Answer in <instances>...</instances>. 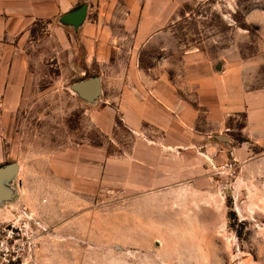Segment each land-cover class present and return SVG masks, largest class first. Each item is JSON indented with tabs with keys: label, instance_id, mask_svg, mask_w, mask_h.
Returning <instances> with one entry per match:
<instances>
[{
	"label": "rangeland",
	"instance_id": "1",
	"mask_svg": "<svg viewBox=\"0 0 264 264\" xmlns=\"http://www.w3.org/2000/svg\"><path fill=\"white\" fill-rule=\"evenodd\" d=\"M37 26L32 36L40 44L31 50L22 104L10 132L0 134V167L20 165L26 188L0 205V223L21 205L46 228L23 264H264V147L252 141L248 154L238 160L231 154L244 140V113L217 135L230 142L218 143L203 177L166 191L133 192L114 172L103 175L101 164L104 153L125 152L134 136L120 119L96 116L100 106L70 90L83 79L113 78L114 64L69 70L49 54L47 32ZM170 29L169 39L140 54L141 76H160L165 68L174 80L184 73L182 62L187 71L220 62L247 95L264 94V0H187ZM187 92L193 96V87ZM232 159L233 176L212 181L214 168Z\"/></svg>",
	"mask_w": 264,
	"mask_h": 264
},
{
	"label": "crops",
	"instance_id": "2",
	"mask_svg": "<svg viewBox=\"0 0 264 264\" xmlns=\"http://www.w3.org/2000/svg\"><path fill=\"white\" fill-rule=\"evenodd\" d=\"M186 2L0 0V134L10 132L22 104L31 50L40 44L32 35L41 24L47 32L44 42L49 54L65 62L67 69L114 64L115 76L100 78L101 95L90 105L100 106L94 111L98 117L120 119L134 136L125 152L104 153L101 164L103 175L114 172L116 181L126 180L133 192L166 191L203 177L207 159L219 148L217 135L228 131L230 118L238 114L244 113V140L231 154L236 160L248 154L252 141L263 148L264 94L247 95L243 82L233 81L225 64L218 73L213 65L199 63L187 71V63L182 62L184 73L174 80L165 68L160 76H141L140 54L170 38L175 10ZM82 6L85 18L77 28L61 23L62 17ZM168 48L169 44H163L161 49ZM200 66H205L201 72ZM188 86L193 87V96ZM20 169L18 165L12 201L26 192L24 179H18Z\"/></svg>",
	"mask_w": 264,
	"mask_h": 264
},
{
	"label": "built area",
	"instance_id": "3",
	"mask_svg": "<svg viewBox=\"0 0 264 264\" xmlns=\"http://www.w3.org/2000/svg\"><path fill=\"white\" fill-rule=\"evenodd\" d=\"M236 166V160L232 159L214 168L211 180L215 181L213 177L218 175L232 177ZM11 210L14 211L12 218L0 223V264H23L31 261L38 251L46 228L21 205L12 207Z\"/></svg>",
	"mask_w": 264,
	"mask_h": 264
},
{
	"label": "water",
	"instance_id": "4",
	"mask_svg": "<svg viewBox=\"0 0 264 264\" xmlns=\"http://www.w3.org/2000/svg\"><path fill=\"white\" fill-rule=\"evenodd\" d=\"M86 7L82 6L71 13H68L61 19L64 25H70L77 28L85 18ZM222 64L219 62L215 66V71L221 72ZM72 94L76 95L82 101L88 104H94L101 95L100 78L92 77L83 79L70 86ZM219 142H226V139L217 136ZM18 174V164L9 163L0 167V205L12 201L13 198V183H15ZM20 184V183H19Z\"/></svg>",
	"mask_w": 264,
	"mask_h": 264
}]
</instances>
